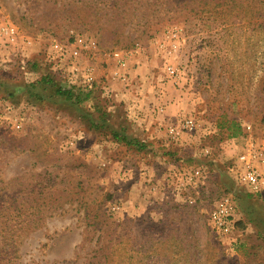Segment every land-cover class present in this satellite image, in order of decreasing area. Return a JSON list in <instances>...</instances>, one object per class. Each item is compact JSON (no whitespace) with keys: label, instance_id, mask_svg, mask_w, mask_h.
<instances>
[{"label":"rangeland","instance_id":"1","mask_svg":"<svg viewBox=\"0 0 264 264\" xmlns=\"http://www.w3.org/2000/svg\"><path fill=\"white\" fill-rule=\"evenodd\" d=\"M6 25L19 37L0 35L2 76L29 83L49 67L67 87L72 65L91 67L110 124L148 144L90 130L51 90L41 103L0 90V240L17 245L11 264H264V188L249 198L228 172L248 137L264 144V0H0ZM187 119L194 130L173 138L168 127ZM228 120L243 134L228 137ZM194 168L205 174L190 182ZM226 194L237 204L233 249L209 225Z\"/></svg>","mask_w":264,"mask_h":264},{"label":"built area","instance_id":"2","mask_svg":"<svg viewBox=\"0 0 264 264\" xmlns=\"http://www.w3.org/2000/svg\"><path fill=\"white\" fill-rule=\"evenodd\" d=\"M0 35L7 39V43H14L19 33L13 26H0ZM78 43L83 48L88 50L96 49V41L93 38L79 37ZM53 50L59 54L58 59L63 58L66 50L60 43L53 44ZM117 56V54H115ZM167 72L170 77L175 78L178 75V70L172 66L167 67ZM120 73V72H118ZM117 74V72L115 73ZM118 75V74H117ZM115 78V77H114ZM127 78L122 77L125 81ZM67 87L77 86L83 88L85 91H90L100 87L99 82L94 76V70L91 67H83L80 65H72L67 75ZM105 95L109 96L108 87L101 86ZM2 103L0 101V107ZM8 109L10 106L4 104ZM162 110V109H161ZM14 129H21L23 124L21 120H17L12 124ZM195 122L192 119L184 120L183 127L180 129L177 126L168 127V133L173 138H178L182 131L194 130ZM74 146L73 141H68L66 146ZM228 172L232 178L247 192L252 194L260 193L264 188V144L255 141L252 137L246 139L245 145L242 147L241 153L236 162L228 167ZM205 174L202 168H194L184 174L188 181H196ZM237 204L235 198L231 194H226L221 197L209 212V225L212 232L223 239L228 248L233 249L236 243V215Z\"/></svg>","mask_w":264,"mask_h":264},{"label":"trees","instance_id":"3","mask_svg":"<svg viewBox=\"0 0 264 264\" xmlns=\"http://www.w3.org/2000/svg\"><path fill=\"white\" fill-rule=\"evenodd\" d=\"M32 69L40 70V63L33 61L31 64ZM40 68V69H39ZM61 78L57 72L52 71L49 67H45V70L41 71L40 78L33 82H23L16 77L6 79L0 73V90L4 93L7 92V96L2 98H8L10 101L16 99L21 94H26L28 99L41 103L43 102V93L45 90H51L53 96L59 97L68 102L78 113V116L83 120L89 122V129L93 131H104L107 136H110L112 140L119 144H125L128 147L135 148L137 150H144L148 146L145 140L138 139L128 134V127L118 125L115 127L110 124L111 112L108 111L106 105L108 100H100V95L96 93L97 89L85 91L81 87L71 86L63 87L61 84ZM90 100L96 102L92 105V110L86 107V103ZM104 102V104H102ZM228 124V137H235L243 134L241 124L236 120H228L225 122ZM226 168V167H225ZM236 194V192L234 191ZM241 193H245L242 190H237V197ZM247 197H251L255 194L246 192ZM258 219L251 218L250 221L257 224ZM264 225V217L260 221ZM17 245L12 246L6 242L0 240V264H11L12 255H16ZM106 259V258H105ZM107 264V261L104 260Z\"/></svg>","mask_w":264,"mask_h":264},{"label":"crops","instance_id":"4","mask_svg":"<svg viewBox=\"0 0 264 264\" xmlns=\"http://www.w3.org/2000/svg\"><path fill=\"white\" fill-rule=\"evenodd\" d=\"M153 99H154L153 96L148 98V101H149L148 107H149L150 104H153L154 103ZM144 111H145V114H143L142 116L143 117H147L148 114L150 113V110L147 109V110H144ZM146 129L148 130L149 128H146ZM148 172H150V171H148Z\"/></svg>","mask_w":264,"mask_h":264}]
</instances>
